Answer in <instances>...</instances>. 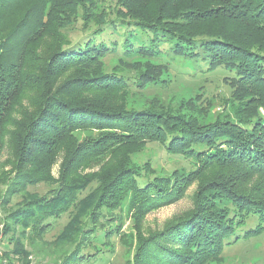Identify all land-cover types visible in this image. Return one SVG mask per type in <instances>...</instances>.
<instances>
[{
    "label": "trees",
    "instance_id": "obj_1",
    "mask_svg": "<svg viewBox=\"0 0 264 264\" xmlns=\"http://www.w3.org/2000/svg\"><path fill=\"white\" fill-rule=\"evenodd\" d=\"M118 1L117 11L98 12L99 0H0V150L7 133L14 148L13 169L7 177L0 176V184L5 182L0 190V232L7 235L0 264H29V257L52 255L53 248L63 249L55 264L95 262L110 239L120 235V210L127 196L128 210L135 216L145 214L177 199L193 174L211 165L228 166L231 161L254 165L244 168L264 179V125L257 118L240 115L236 121L216 118L204 123L196 105L188 107V114L165 108L128 109L117 94L130 90L126 78L115 66L111 72L102 71L100 61L108 52L119 50L125 56L137 52L156 57L166 44L157 45L161 40H167L178 54L181 45L204 48L209 67L234 70L239 76L235 78L243 82L238 85L242 95L262 104L264 74L257 64L264 55L223 33L201 37L195 46L186 28L198 16L213 15L262 29L264 0H212L210 6L189 0L185 8L175 7V17L142 15L145 0ZM165 1L172 8L178 0ZM73 19L84 30L95 26L77 43H71L64 30ZM116 30L123 35L113 37L108 46L101 36ZM141 32L144 35L137 41L135 35ZM151 67L134 77L138 89L156 79L158 71ZM27 98L30 111L22 105ZM84 130L99 133L78 138L76 133ZM145 141H156L169 153L193 159L196 168L189 175L177 170L160 177L142 173L129 160ZM59 157L55 177L52 167ZM103 161H110V166L82 174L81 168ZM94 179L97 185L79 200L87 181ZM41 183L48 187L45 192L27 191ZM212 184L213 191L205 198L218 199L216 194L221 192L219 196L233 205H195L149 237L138 236L126 263L220 264L223 248L246 233L249 217L254 216L257 223L248 232L262 231L264 199L240 196L227 185L236 194L230 195ZM259 188L264 191V183ZM64 215L66 223L46 240L44 236ZM10 230H14L11 235ZM100 233L104 241L98 245L95 240Z\"/></svg>",
    "mask_w": 264,
    "mask_h": 264
},
{
    "label": "rangeland",
    "instance_id": "obj_2",
    "mask_svg": "<svg viewBox=\"0 0 264 264\" xmlns=\"http://www.w3.org/2000/svg\"><path fill=\"white\" fill-rule=\"evenodd\" d=\"M188 1L178 0L172 4V8H169L165 0H145V6L143 5L145 10L141 14L148 15V13H152L156 16L168 15L175 17L178 14V10L175 7L178 9L185 8ZM214 2L212 0H202L201 4L210 6ZM97 6L98 12L104 9L117 11L121 8L118 0H99ZM125 20H129L131 23L135 21V19L128 18H125ZM181 22L183 21L181 20ZM94 27V25H91L90 28L84 30L81 28L80 23L73 19L64 30L66 29L65 33L71 43H77L83 40ZM118 27L121 28V26ZM186 29L189 35H193L195 46L201 37L212 35L211 37L213 38L217 34L223 33L236 41L252 46L260 54L264 55V28H253L252 25L239 20L234 21L225 16L206 15L198 16V20L188 24ZM116 31L103 33L101 39L110 46V41L113 37L116 38L118 35H123V31ZM200 32L203 33L200 34ZM143 35V32L135 35L138 38L137 41H140ZM45 43L42 45L44 46ZM163 43L166 44L162 46V53L156 55V57L147 58L143 55H138L137 52L125 56L121 50H115L117 53L108 52L100 59L102 71L111 72L115 66L121 72L119 73L126 78L130 90L117 92L118 95L123 96L126 108H153L155 110L165 108L188 114V107L190 105L195 107L196 105V108L201 110L199 120L204 123L213 121L216 118L236 121V118L240 115H249L254 116L264 125V102L262 104L260 102L256 103L251 95H242L238 85H243V82L235 78L239 76L234 70L223 65L215 68L209 67L210 58L204 48L196 50V48L181 45L182 52L178 54L174 52L170 44H167V40L158 41L157 45H162ZM191 52L194 55H191ZM148 65L152 66L151 71H158L157 75H155L156 79L146 83L144 88L138 89L134 82V77L138 75V72L145 70ZM260 69L263 70L264 74V57L257 64V70ZM63 79L62 77L60 81ZM260 92L264 93V89H260ZM22 105H25L29 111L31 110L28 98L26 101H22ZM12 128L13 126H11V129L8 128V131L12 130ZM98 133V130H84L78 131L76 135L78 138H82ZM12 161H14V148L7 133L4 137V146L0 150V176L6 175L7 177L11 173L13 169ZM60 162L61 159L59 157L52 167V174L55 177H58ZM129 162L137 165V168L142 173H149L151 177L171 176L172 172L176 170L181 174L189 175L190 171L194 170L197 165L191 158L186 159L180 155L167 152L165 147L156 141H145L141 144L131 153ZM146 162L149 164H146ZM110 164V161H103L89 167H83L81 172L85 176L99 173L102 171V167H108ZM245 165H241L237 161H231L228 166L216 164L205 167L200 173L195 172L193 174V179L187 183L184 192L177 199L161 204L159 207L150 209L139 216H135L133 211L128 210L129 196H127L120 210L118 232L121 236L115 234L110 239L111 243L106 245V248H103V252L98 255L99 259L90 264H127L126 261L132 256V250L135 249L134 246H137L138 236L144 237L143 239L149 237L168 226L172 221L189 213L195 205H233L228 202L227 198L219 196L221 192L216 194L218 199H214L211 196L208 199L205 198L207 192L213 191L210 190L214 185L212 183L219 185L215 186L217 187L216 189L222 192L226 191L230 195L232 193L228 188L236 190L240 196L244 195V197H247V195H252L264 199V191L259 188L261 183H264V179L260 174H253L245 169L256 168V166ZM140 180L142 181L143 179L140 178ZM87 182L88 186L80 194L81 198L79 200L87 197L90 194L89 192L97 185V179ZM4 184L5 182L0 184V190L5 188ZM47 189V185L41 183L28 187L27 191H35L41 194ZM232 195L236 196V194ZM18 199L20 198L18 197ZM14 201H17V199ZM239 204L244 205L242 201ZM67 219L68 216L64 215L58 221L56 220L52 230L44 238L48 241L54 238ZM255 220L257 219L254 216L249 217L247 226H245L246 233L241 235L237 241H233L223 248V261L220 264H264V228L258 234L252 235V233L248 232L250 228L255 227L257 223ZM13 231L10 230L9 234H13ZM18 232L19 228L16 229V233ZM0 235L3 239L7 237L2 232H0ZM103 241V234L100 233L95 243L101 245ZM109 248H112V250H109ZM2 249L4 250L3 247ZM62 251L63 249L53 248L52 252L54 253L52 255L29 257V264H55L56 258L62 254ZM210 264H214V262Z\"/></svg>",
    "mask_w": 264,
    "mask_h": 264
},
{
    "label": "built area",
    "instance_id": "obj_3",
    "mask_svg": "<svg viewBox=\"0 0 264 264\" xmlns=\"http://www.w3.org/2000/svg\"><path fill=\"white\" fill-rule=\"evenodd\" d=\"M4 243H3V237L0 235V259H1V257H2V254H3V249H2V245H3ZM4 262V261H3Z\"/></svg>",
    "mask_w": 264,
    "mask_h": 264
}]
</instances>
